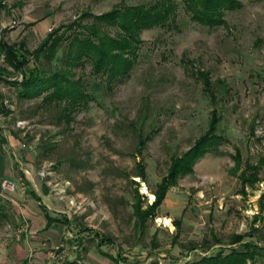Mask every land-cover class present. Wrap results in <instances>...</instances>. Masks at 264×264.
Returning a JSON list of instances; mask_svg holds the SVG:
<instances>
[{"label": "rangeland", "instance_id": "rangeland-1", "mask_svg": "<svg viewBox=\"0 0 264 264\" xmlns=\"http://www.w3.org/2000/svg\"><path fill=\"white\" fill-rule=\"evenodd\" d=\"M147 1L0 0V42L12 45L20 59L28 57L32 67L28 52L51 30L65 40L82 32L95 14ZM174 2L176 27L144 29L130 73L112 90H100L99 103L90 101L69 121L60 117L58 103L19 96L14 83L23 76L0 45V139L14 138L22 145L23 163L35 171L50 165L55 178L69 181L68 194L93 202L73 218L75 238L68 240H76L84 261L88 251L98 255L101 238L108 239L105 251L127 258L110 264H183L220 248H243L245 241L264 242V0H232L223 22L212 27L191 21L184 0ZM62 49L42 64L60 67ZM198 72L212 83L214 104L203 93ZM89 73V64L73 69L75 78L97 81ZM212 108L221 117L217 133L226 141L197 159L193 171L167 190L156 215L136 227L132 180L139 181L141 205L152 203L171 157L207 129ZM138 134H151L140 153ZM138 160L145 164L144 181L134 176ZM248 164L257 165L256 171ZM242 171L250 178L244 184ZM1 204L8 206L4 198ZM18 215L20 225L7 222L27 230V217ZM237 237L239 243H232Z\"/></svg>", "mask_w": 264, "mask_h": 264}, {"label": "trees", "instance_id": "trees-1", "mask_svg": "<svg viewBox=\"0 0 264 264\" xmlns=\"http://www.w3.org/2000/svg\"><path fill=\"white\" fill-rule=\"evenodd\" d=\"M184 9L189 13L191 21L206 26H215L223 22L222 15L225 10L233 7L232 0H184ZM174 0H148L129 5H119L113 9L95 14L92 20L87 22L84 30L80 33L67 36L66 41L57 30L48 32L34 51L28 52L33 58V66H28V57L19 58L12 45L0 42L4 51L5 59L10 66L19 70L23 78L14 85L18 88V94L24 98L42 96L44 103H58L60 117L70 120L71 114L86 107L90 101L99 103L100 90H112L116 82L126 77L134 67L139 57V48L142 43L141 32L153 27L171 28L176 27V11ZM63 40L66 44H62ZM64 45V46H63ZM62 49V65L51 68L45 67L46 63ZM27 51L25 52V54ZM27 55V54H26ZM89 64L90 75L97 81L84 80L82 77L75 78L73 69ZM203 83V93L214 104L212 83L207 75L198 72ZM220 115L215 108L210 110L207 129L199 135L193 144L181 154L171 157V162L164 176L156 183L152 191L154 200L146 207L141 205L143 194L139 192V181L132 180L134 187V202L132 209L136 218L137 227L143 228L148 218H153L157 208L165 197L166 191L177 183L180 176L191 173L193 165L207 152L215 151L218 145L226 139L217 133ZM151 134H138L137 153H140ZM235 168L240 163V151L235 148ZM254 171L257 165H247ZM135 176L146 178L145 164L143 161L136 162ZM245 171V170H243ZM242 171V183L250 178L244 176ZM255 173V172H254ZM2 215V212H0ZM2 217V216H1ZM0 217V218H1ZM178 225V222H176ZM241 237L231 238L232 243L240 241ZM264 241V237L262 238ZM241 247H232L228 252L218 249L216 253L203 255L198 260L183 264H257L260 256L264 264V242L255 240L242 242ZM263 256V257H262Z\"/></svg>", "mask_w": 264, "mask_h": 264}, {"label": "crops", "instance_id": "crops-1", "mask_svg": "<svg viewBox=\"0 0 264 264\" xmlns=\"http://www.w3.org/2000/svg\"><path fill=\"white\" fill-rule=\"evenodd\" d=\"M21 147L11 136L0 139V199L4 198L13 211L10 214L8 206L0 205V264L125 262L127 258L120 252L114 255L103 249L102 245L107 238L96 242L98 255L91 251L86 253L91 260L86 257L84 261L78 256L80 247L72 232L73 218L83 215L86 208H93V202L82 194H68L67 190L71 189L69 181L62 182L55 178L50 165H43L35 171L31 164L23 163ZM4 181L9 186L4 188ZM20 212L27 217L29 226L17 239L14 231L15 226L21 224ZM10 218L15 219V226L7 222ZM88 218L89 215H86L85 219ZM135 225L137 227L136 218ZM71 237H74L71 240L74 243H69Z\"/></svg>", "mask_w": 264, "mask_h": 264}, {"label": "built area", "instance_id": "built-area-1", "mask_svg": "<svg viewBox=\"0 0 264 264\" xmlns=\"http://www.w3.org/2000/svg\"><path fill=\"white\" fill-rule=\"evenodd\" d=\"M7 186H9V183L7 182V181H4L3 182V187L5 188V187H7ZM72 201V200H71ZM25 230V228L23 227V226H19L16 230H15V232H14V237L15 238H20V236H21V233L23 232Z\"/></svg>", "mask_w": 264, "mask_h": 264}, {"label": "bare ground", "instance_id": "bare-ground-1", "mask_svg": "<svg viewBox=\"0 0 264 264\" xmlns=\"http://www.w3.org/2000/svg\"><path fill=\"white\" fill-rule=\"evenodd\" d=\"M152 196V195H151Z\"/></svg>", "mask_w": 264, "mask_h": 264}]
</instances>
